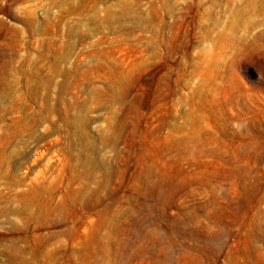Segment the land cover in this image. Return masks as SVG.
<instances>
[{
	"label": "rangeland",
	"instance_id": "1",
	"mask_svg": "<svg viewBox=\"0 0 264 264\" xmlns=\"http://www.w3.org/2000/svg\"><path fill=\"white\" fill-rule=\"evenodd\" d=\"M0 264H264V0H0Z\"/></svg>",
	"mask_w": 264,
	"mask_h": 264
}]
</instances>
